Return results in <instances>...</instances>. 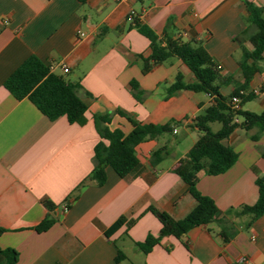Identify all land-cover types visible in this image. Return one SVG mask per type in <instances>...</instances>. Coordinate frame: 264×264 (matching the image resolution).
<instances>
[{
  "label": "crops",
  "instance_id": "0c3cea01",
  "mask_svg": "<svg viewBox=\"0 0 264 264\" xmlns=\"http://www.w3.org/2000/svg\"><path fill=\"white\" fill-rule=\"evenodd\" d=\"M245 1L264 8V0H0V248L18 252L14 264H264V213L252 222L249 215L235 214L256 201L255 180L264 175V131L253 141L255 128H236L223 140L237 154L230 168L217 175L200 173L193 182L214 201L216 220L225 219L227 240L213 221L180 239L165 236L148 253L136 246L160 230L149 206L181 219L196 205L173 169L199 137L193 120L212 98L179 90L163 99L164 87L177 73L186 83L194 76L176 58L143 74L141 58L150 54L149 41L130 25L128 15L158 36L165 31L203 46L220 75L230 77L219 88L228 96L243 82L238 62L243 49H251L247 37L255 31ZM30 55L79 85L87 110L77 122L50 121L28 99L16 100L3 87ZM259 67L247 91L264 83V59ZM252 100L263 111L264 89ZM116 111L141 124L176 121L172 134L181 130L179 144L188 143L181 151L169 147L168 133L141 142L134 148L138 164L126 176L106 167L104 184L87 180L76 192L93 168L99 141L92 115L111 114L108 128L124 135L132 128ZM163 145L167 153L152 165V152ZM46 215L55 222L35 231ZM120 216L131 223L107 237L104 231ZM244 216L249 221L240 223ZM118 250L125 259L115 260ZM241 257L244 262L237 263Z\"/></svg>",
  "mask_w": 264,
  "mask_h": 264
},
{
  "label": "trees",
  "instance_id": "16d2710c",
  "mask_svg": "<svg viewBox=\"0 0 264 264\" xmlns=\"http://www.w3.org/2000/svg\"><path fill=\"white\" fill-rule=\"evenodd\" d=\"M248 11V20L255 27V31L248 35L250 50L243 49L241 60L238 62L243 75L242 84L234 89L228 96L220 93L222 84H227L230 77H222L219 67L211 59L205 48L198 44L182 42L167 32L161 36L155 34L149 27L141 24L134 15L130 18V25L149 41L150 54L141 58V72H149L156 64H161L171 58L179 59L193 74L194 81L186 83L182 75L177 73L171 84L165 83L163 99H167L179 90L201 92L209 95L212 102L203 108L194 118L193 127L200 133L197 140L189 150L178 159L173 172L186 184L188 191L196 201L194 208L181 219H173L164 211L153 206L148 211L160 222V230L156 236L147 234L143 242L136 246L148 253L165 236L182 238L193 227L206 225L217 221L220 235L228 239V227L225 219H217V207L214 201L200 194L193 185L195 177L200 174L217 175L230 168L237 159V154L231 147L223 144L230 133L236 129L245 132L255 128L256 134L250 135L253 141L258 140L264 131V110L255 113L241 109V106L255 97L248 93L241 95L239 109H233L229 100L239 95V91H247L253 76L260 71L259 63L264 59V8L245 1ZM3 87L16 99H28L37 110L50 121L64 117L68 123L77 122L86 112L87 106L78 95L79 85L54 74L49 67L43 64L36 56L26 58L3 82ZM134 97L139 99V88L134 81L130 82ZM117 114L124 116L132 128L127 134L119 129L110 130L107 124L111 114H93L92 120L99 141L93 148V168L89 175L76 187V192L83 188L86 181H93L97 185L104 184L106 180V167H110L119 177L126 176L138 164L135 155V146L150 139H156L162 134H172L173 129L179 125L176 121L164 124H141L126 116L120 111ZM217 122L220 127L216 131L210 129V124ZM167 153L165 145L154 150L151 154V163L155 165ZM257 198L252 205H242L236 215H249L250 222L264 213V175L255 180ZM75 198L77 194L74 195ZM49 212L54 207L45 203ZM55 222L50 215L34 227L37 232L47 230ZM124 216H120L104 234L108 237L123 225H129ZM3 229H0V234ZM18 252L12 248H0V264H14ZM125 259V255L118 250L116 261Z\"/></svg>",
  "mask_w": 264,
  "mask_h": 264
},
{
  "label": "rangeland",
  "instance_id": "374dc122",
  "mask_svg": "<svg viewBox=\"0 0 264 264\" xmlns=\"http://www.w3.org/2000/svg\"><path fill=\"white\" fill-rule=\"evenodd\" d=\"M243 110H247V111H251V112H255V113L260 112V109L257 107L256 103L253 100L245 102L243 104ZM219 127H220V124L217 122L210 124V129L212 131L218 130ZM166 135L168 137V143H170L168 146L172 147V148H176L178 151H181L182 149H184V147L186 146V143H188V139H187V140H182L181 144H179V142L182 139V131L181 130H178L177 134H166ZM248 221H249V216H244V217L240 218V220H239L240 223H247Z\"/></svg>",
  "mask_w": 264,
  "mask_h": 264
},
{
  "label": "built area",
  "instance_id": "2783aa9c",
  "mask_svg": "<svg viewBox=\"0 0 264 264\" xmlns=\"http://www.w3.org/2000/svg\"><path fill=\"white\" fill-rule=\"evenodd\" d=\"M131 16H132V14H129L127 19L130 20ZM79 34H82V33H79ZM62 70H63V72H67V68L66 67H63ZM260 89H264V83L261 85L260 88L253 89L251 91H243V90L239 91V95L230 97V100H229L230 106L233 109H239L240 108V103H241V95L244 96V95H247L248 93H253V94L256 95V94L259 93ZM63 209L65 210L66 207L64 206ZM253 238H254V236H252V239ZM242 262H244V258L243 257L239 258L238 261H237V263H242Z\"/></svg>",
  "mask_w": 264,
  "mask_h": 264
}]
</instances>
